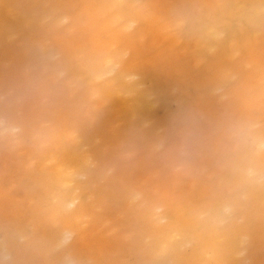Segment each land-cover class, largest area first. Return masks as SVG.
Masks as SVG:
<instances>
[{"label": "bare ground", "instance_id": "obj_1", "mask_svg": "<svg viewBox=\"0 0 264 264\" xmlns=\"http://www.w3.org/2000/svg\"><path fill=\"white\" fill-rule=\"evenodd\" d=\"M0 264H264V0H0Z\"/></svg>", "mask_w": 264, "mask_h": 264}]
</instances>
